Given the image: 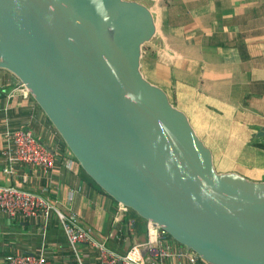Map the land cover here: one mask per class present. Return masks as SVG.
<instances>
[{"label":"water","instance_id":"1","mask_svg":"<svg viewBox=\"0 0 264 264\" xmlns=\"http://www.w3.org/2000/svg\"><path fill=\"white\" fill-rule=\"evenodd\" d=\"M153 4L0 0V68L118 204L208 264H264V181L217 170L187 115L141 70L143 46L158 39Z\"/></svg>","mask_w":264,"mask_h":264},{"label":"crops","instance_id":"2","mask_svg":"<svg viewBox=\"0 0 264 264\" xmlns=\"http://www.w3.org/2000/svg\"><path fill=\"white\" fill-rule=\"evenodd\" d=\"M152 9L158 39L143 46L144 76L187 115L219 171L264 181V137L256 136L264 126V0H154ZM20 88L17 77L0 68V185L42 193L62 213L76 212L81 224L92 226L95 237L118 252L144 242L147 221L129 210L119 213L118 203L90 183L68 149L46 175L3 156L5 131L20 127L63 149L41 108ZM45 221L0 213V264L8 253L25 252H42L47 264H98L91 246L72 250L54 213ZM181 262L199 264L198 258ZM146 264L157 263L146 256Z\"/></svg>","mask_w":264,"mask_h":264},{"label":"built area","instance_id":"3","mask_svg":"<svg viewBox=\"0 0 264 264\" xmlns=\"http://www.w3.org/2000/svg\"><path fill=\"white\" fill-rule=\"evenodd\" d=\"M161 55L167 56L166 51ZM23 86V85H22ZM26 95V88H20ZM6 142L1 152L10 163H22L35 166L46 175L56 169L59 159L58 148L51 147L34 136L31 130L20 127L5 131ZM65 167L71 168V160L65 161ZM126 206L118 204V212L127 211ZM0 213L10 217L25 219L44 218L54 213L60 222L68 243L73 251L80 244H87L98 253V264H146V256L157 264L172 261L181 264V259L189 257L194 263L197 254L185 249L182 245L175 247L172 238L158 224L147 221L146 240L132 245L126 252H118L109 248L105 240H98L90 225L79 224L76 212L67 214L59 211L55 202L42 193L28 190L17 185H0ZM45 221V222H46ZM145 249L143 253L142 250ZM47 257L40 253H8L1 264H47Z\"/></svg>","mask_w":264,"mask_h":264},{"label":"trees","instance_id":"4","mask_svg":"<svg viewBox=\"0 0 264 264\" xmlns=\"http://www.w3.org/2000/svg\"><path fill=\"white\" fill-rule=\"evenodd\" d=\"M44 115V114H43ZM45 116V115H44ZM47 119V121L51 124V122L48 120V118H46ZM52 125V124H51ZM52 127H53V125H52ZM54 128V127H53ZM54 131H55V133L57 134L56 135V138H55V142H57V143H59L61 146H62V148L63 149H61V150H58V154H59V157H64V150L65 149H68V147L66 146V144H65V142L63 141V139L60 137V135L58 134V132L56 131V129L54 128ZM36 137V136H35ZM38 139H39V137H37ZM41 141H43L42 139H41ZM69 150V149H68ZM73 156V155H72ZM73 159L77 162V160L73 157ZM79 164V163H78ZM80 166V165H79ZM80 170H81V173L83 172V173H85L84 172V170L82 169V167L80 166ZM84 176L90 181V183L91 184H93L94 186H96V187H98L101 191H103L104 192V194H106L105 193V191L101 188V187H99L86 173L84 174ZM107 195V194H106ZM115 201V200H114ZM127 210H129V211H132L137 217H139L132 209H130V208H127ZM141 220H143V221H146V220H144L143 218H141V217H139ZM79 224H80V222H79ZM198 262H199V264H208V263H206L205 261H203L201 258H198Z\"/></svg>","mask_w":264,"mask_h":264},{"label":"rangeland","instance_id":"5","mask_svg":"<svg viewBox=\"0 0 264 264\" xmlns=\"http://www.w3.org/2000/svg\"><path fill=\"white\" fill-rule=\"evenodd\" d=\"M148 2V0H146ZM157 2V1H156ZM156 11V10H155ZM261 137H264V136H261ZM52 138V137H51ZM260 138V137H259ZM224 164V163H223ZM217 170H218V167L216 166Z\"/></svg>","mask_w":264,"mask_h":264},{"label":"bare ground","instance_id":"6","mask_svg":"<svg viewBox=\"0 0 264 264\" xmlns=\"http://www.w3.org/2000/svg\"><path fill=\"white\" fill-rule=\"evenodd\" d=\"M156 13V12H155ZM54 127V126H53Z\"/></svg>","mask_w":264,"mask_h":264}]
</instances>
